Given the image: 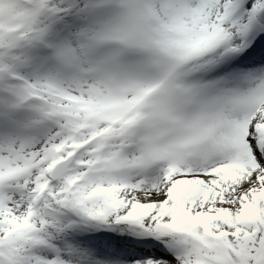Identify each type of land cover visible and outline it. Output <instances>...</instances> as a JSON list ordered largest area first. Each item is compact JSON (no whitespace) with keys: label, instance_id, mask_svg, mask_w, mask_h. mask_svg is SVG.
<instances>
[{"label":"snow or ice","instance_id":"6c2138e0","mask_svg":"<svg viewBox=\"0 0 264 264\" xmlns=\"http://www.w3.org/2000/svg\"><path fill=\"white\" fill-rule=\"evenodd\" d=\"M0 264H264V0H0Z\"/></svg>","mask_w":264,"mask_h":264}]
</instances>
